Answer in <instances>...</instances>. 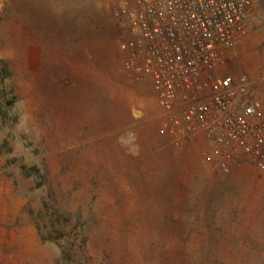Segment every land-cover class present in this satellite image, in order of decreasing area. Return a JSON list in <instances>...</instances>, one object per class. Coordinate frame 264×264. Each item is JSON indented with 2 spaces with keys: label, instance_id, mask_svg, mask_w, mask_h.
<instances>
[{
  "label": "rangeland",
  "instance_id": "rangeland-1",
  "mask_svg": "<svg viewBox=\"0 0 264 264\" xmlns=\"http://www.w3.org/2000/svg\"><path fill=\"white\" fill-rule=\"evenodd\" d=\"M121 5L0 0V264H264V172L166 154ZM229 54L264 77V0Z\"/></svg>",
  "mask_w": 264,
  "mask_h": 264
},
{
  "label": "built area",
  "instance_id": "built-area-1",
  "mask_svg": "<svg viewBox=\"0 0 264 264\" xmlns=\"http://www.w3.org/2000/svg\"><path fill=\"white\" fill-rule=\"evenodd\" d=\"M252 12L253 0H122L116 15L126 68L153 82L168 114L160 134L203 131L214 143L204 159L223 171L239 157L264 170V77L218 72Z\"/></svg>",
  "mask_w": 264,
  "mask_h": 264
},
{
  "label": "crops",
  "instance_id": "crops-1",
  "mask_svg": "<svg viewBox=\"0 0 264 264\" xmlns=\"http://www.w3.org/2000/svg\"><path fill=\"white\" fill-rule=\"evenodd\" d=\"M118 32L120 31L118 30ZM228 62L229 64H227L226 67L222 68V70L218 72L225 75H238V73L242 72V70L245 69L238 60L234 61L233 59H228ZM134 75L141 80L150 81V79L145 76H138L136 74ZM205 93L206 95L209 94L210 90H207ZM205 97L207 96H197L199 100H203ZM161 110L164 113L163 121L165 122L167 120L166 117L168 114L164 109ZM148 114L153 116V114L149 111ZM151 129L154 135L156 133V129L153 126L151 127ZM157 140L163 145L162 149L166 152V154H168L169 157H177L182 152L189 150L191 157L193 158V160L195 159V162L197 163V171L199 172L206 169V163L211 164L204 159V153H210L213 149L214 143L206 137L203 131H197V133L195 134L188 135H179L177 133L174 134L169 132L165 135H162V139ZM242 160L246 159L242 158ZM217 161L218 159L216 160V162ZM216 162L212 163L211 165L218 166ZM261 171L264 172V170Z\"/></svg>",
  "mask_w": 264,
  "mask_h": 264
}]
</instances>
